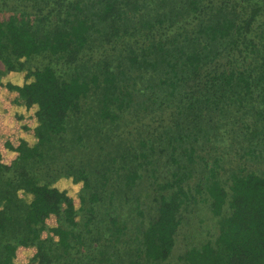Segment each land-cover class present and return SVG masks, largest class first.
<instances>
[{
	"label": "trees",
	"instance_id": "obj_1",
	"mask_svg": "<svg viewBox=\"0 0 264 264\" xmlns=\"http://www.w3.org/2000/svg\"><path fill=\"white\" fill-rule=\"evenodd\" d=\"M111 46L118 55L84 74L95 50L106 55ZM0 60V173L42 158L91 83L111 122L133 106L170 121L159 143L139 139L138 167L126 174L132 188L144 172L153 178L148 221L134 230L103 210L102 189L84 169L54 180L25 176L13 190L0 183V264H172L184 213L201 195L217 231L187 249L183 264H264V170L239 167L224 180L222 156H202L203 178L191 181L198 144L210 143L233 110L257 108L251 127L246 113L234 120L252 129L243 155L264 153V0H0ZM54 61L74 68L60 74ZM163 151L174 169L160 180Z\"/></svg>",
	"mask_w": 264,
	"mask_h": 264
},
{
	"label": "rangeland",
	"instance_id": "obj_2",
	"mask_svg": "<svg viewBox=\"0 0 264 264\" xmlns=\"http://www.w3.org/2000/svg\"><path fill=\"white\" fill-rule=\"evenodd\" d=\"M119 50V46H111L109 53L105 55L104 50L97 51L96 49V54L84 63L89 67V70L84 74L90 70L92 72L103 70L106 60L118 55ZM39 62L50 63V59L46 57ZM53 63L59 67V73L63 75H69L74 68L63 61L60 63L54 61ZM3 68L4 64L0 60V70ZM64 71H68V73L66 74ZM91 88L92 90L89 92V96L84 99L80 111L70 116L66 132L56 136L51 144L44 147V156L34 160L19 161L12 171L0 173V183L13 190L25 176L54 180L64 173L78 172L79 169H84L92 176L94 185L100 186L99 188L102 189L103 210L122 214L135 230L139 220L145 218L148 221L156 209L155 201L150 200V197L147 198L145 191L149 190L158 195V189L154 183H151L153 178L147 172H144V176L137 180L135 188L127 185L126 174L130 168L138 167V161L134 154L142 148L139 139L147 140L151 137L155 141L154 144L159 143V134L161 130L167 128L170 121L163 120V114L159 116L151 109L146 110L143 107L144 110L137 114L133 106L122 113L120 120L111 122L109 119H105L101 112V90H96L93 83H91ZM256 109L254 105L249 104L248 111L236 109L230 116L226 113V116H222L226 119L221 125L218 121L212 141L198 144L196 163L193 165L196 168V175L191 180L194 184L203 178L202 169L205 165L202 156L210 162L215 156H222L220 165L223 168L220 172L224 180L230 172L239 167L247 166L250 170H264V153L258 158L243 155L245 152L242 148L243 142L252 129L246 128L244 124L246 122L241 117L237 118L243 121L241 126L240 123L237 124V120H234V114L238 112L242 117L246 113L247 124L254 122V119L258 118ZM249 125L251 127V124ZM157 126L159 128H156ZM166 155L167 153L164 151L159 153L160 170L158 175L160 180L171 177V171L174 169L172 164L167 163ZM103 174L108 178L106 183ZM98 190L101 192L100 189ZM140 192H142L141 198L145 200L142 205L138 200ZM204 197L201 195L198 202H192L184 213V222L178 234L177 246L170 257L172 264H183L181 256L187 249L194 245H200L216 234V219L212 215L209 205L204 202ZM138 203L143 209L144 216H138V212L136 209L134 210ZM100 218H102L101 215L97 219L100 220ZM109 219L111 216L107 217L108 221ZM109 242L107 243L109 249L117 254H126L123 249L118 253Z\"/></svg>",
	"mask_w": 264,
	"mask_h": 264
}]
</instances>
